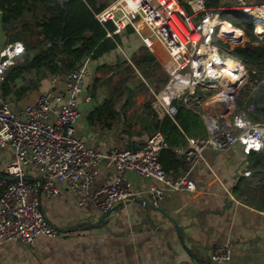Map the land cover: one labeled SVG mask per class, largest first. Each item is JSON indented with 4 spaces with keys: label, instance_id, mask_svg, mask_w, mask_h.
I'll list each match as a JSON object with an SVG mask.
<instances>
[{
    "label": "crops",
    "instance_id": "obj_1",
    "mask_svg": "<svg viewBox=\"0 0 264 264\" xmlns=\"http://www.w3.org/2000/svg\"><path fill=\"white\" fill-rule=\"evenodd\" d=\"M134 35L123 34L116 49L88 62L90 74L80 96L77 134L89 147L105 152L113 146L138 149L153 132L160 131L169 144L161 151L160 161L166 175L176 178L183 173L184 157L172 147H183L186 137L206 135L207 124L196 109L201 113L214 110L208 108L207 92L199 89L190 98L192 108L180 102L176 114L168 115L152 93L166 82L157 87L155 81L142 76L135 59L144 45ZM13 42L23 44L10 41L0 22V53ZM155 58L159 70L165 71ZM50 89L48 75L22 99L2 96L1 88L0 98L20 110ZM250 153L241 145L205 150V162L194 163L187 173L196 190H167L156 203L149 188L160 182L129 171L127 185L133 198L105 213L80 204L64 183H58L62 194L41 197V208L61 235H40L32 245L4 241L0 264H217L211 255L221 243L232 247L231 259L223 264H264V201L258 200L260 182L255 169L249 167ZM13 159L10 146L0 144V176ZM89 169L96 175L91 191L113 181L112 166L102 163ZM245 169L251 174L244 175ZM26 176L34 180L40 173L26 167Z\"/></svg>",
    "mask_w": 264,
    "mask_h": 264
},
{
    "label": "built area",
    "instance_id": "obj_2",
    "mask_svg": "<svg viewBox=\"0 0 264 264\" xmlns=\"http://www.w3.org/2000/svg\"><path fill=\"white\" fill-rule=\"evenodd\" d=\"M234 10L249 14L253 33L264 40V0H112L94 16L102 24L113 23L114 31L107 32L110 37L131 27L141 43L160 59L168 79L160 91L152 93L173 117L178 110L174 101L192 108L190 98L197 96L199 89L214 94L225 91L222 81L239 87L248 76L242 62L228 53V49L247 41L243 29L227 18L228 12ZM224 23L232 31H227ZM23 52L20 42L9 43L1 51L0 84L5 70ZM90 59L86 57L66 75H52V89L20 110L0 98V144L7 143L14 153V159L5 166V175L0 176V244L19 241L32 245L40 235H61L41 208V197L50 199L62 194L58 183H64L80 204L105 213L133 198L127 185L129 171L160 182V186L149 188L156 203L167 190H196L187 173L194 163L205 162V150L241 145L245 152H259L264 145V122H255L248 116L253 104L247 103L246 97L243 107L235 110L228 90L224 97L228 108L207 113L196 109L207 124V134L186 137L183 147H172L184 157L183 173L176 178L168 177L162 167L160 152L169 144L160 131L153 132L138 149L113 146L105 152L97 151L78 136L76 128ZM228 60L233 67H228ZM260 84H264V75L253 90ZM162 91L167 93V100L161 96ZM102 163L113 167V181L91 191L96 175L89 167ZM26 167L39 171L40 177L27 178ZM243 174L250 175L251 171L245 169ZM231 256V245L221 243L214 247L211 258L223 264Z\"/></svg>",
    "mask_w": 264,
    "mask_h": 264
},
{
    "label": "trees",
    "instance_id": "obj_3",
    "mask_svg": "<svg viewBox=\"0 0 264 264\" xmlns=\"http://www.w3.org/2000/svg\"><path fill=\"white\" fill-rule=\"evenodd\" d=\"M106 6V2L101 0H0L3 30L10 41L19 40L24 44L21 59L5 70L0 84L2 96L22 99L48 75H66L86 57L97 59L116 49L122 35L113 33L111 37L107 36V32L115 29L113 23L102 24L94 16ZM228 13V20L242 28L247 37L243 45L228 49V53L242 62L248 70V77L256 83L264 75V40L253 33L249 14L242 10ZM125 32L127 35L135 34L131 27H126ZM135 63L142 76L155 81L157 87L167 81L168 75L157 72L160 64L145 46L140 49ZM124 88L128 90L126 86ZM243 93L239 95L245 96L239 101L241 108L248 97L247 103L253 104L249 118L264 122V84ZM108 102L112 104V100L108 99ZM174 103L180 107V101ZM166 120L173 124L170 118ZM249 167L254 168L255 176L259 177L258 200L264 201V145L259 152L249 154Z\"/></svg>",
    "mask_w": 264,
    "mask_h": 264
},
{
    "label": "bare ground",
    "instance_id": "obj_4",
    "mask_svg": "<svg viewBox=\"0 0 264 264\" xmlns=\"http://www.w3.org/2000/svg\"><path fill=\"white\" fill-rule=\"evenodd\" d=\"M224 28L227 29V31H232V27H230L227 23H224ZM227 64L229 68L234 66L233 62H231L230 60H228ZM230 84H231L230 82L222 81V86L225 89V91H222L221 89L215 92L213 96L210 98V100L208 101V103L210 104L208 108L211 107V110H214V111H222L223 108H228L227 100L224 97L228 96L227 95L228 90H230L229 92L233 91L232 87L229 86ZM161 96L164 97L166 100L168 99L167 93L165 91L161 92Z\"/></svg>",
    "mask_w": 264,
    "mask_h": 264
},
{
    "label": "rangeland",
    "instance_id": "obj_5",
    "mask_svg": "<svg viewBox=\"0 0 264 264\" xmlns=\"http://www.w3.org/2000/svg\"><path fill=\"white\" fill-rule=\"evenodd\" d=\"M101 1H105L106 4H109L112 0H101ZM125 29V28H124ZM121 31V30H120ZM119 31V32H120ZM118 32V33H119ZM121 35L123 34H126L125 30H122L121 32ZM131 35H134V34H131ZM136 36V33L134 35V37ZM160 71L162 72H165L164 70H157V72L159 73ZM152 84V83H151ZM256 83H254V80L250 79L248 76L246 77V79H244V81H242V83L240 84L239 87H232L233 91L232 92H229V94L233 95V99H234V109L235 110H238L241 108V104L239 101H241L245 96L242 95L241 97H239V95L242 93L244 94L243 92H247V91H251L253 89V87L255 86ZM154 86V84L152 85ZM158 92V91H156ZM207 96H208V99L209 97L211 98L213 96V92H207ZM215 96V95H214ZM210 100V99H209ZM229 118V117H228Z\"/></svg>",
    "mask_w": 264,
    "mask_h": 264
},
{
    "label": "water",
    "instance_id": "obj_6",
    "mask_svg": "<svg viewBox=\"0 0 264 264\" xmlns=\"http://www.w3.org/2000/svg\"><path fill=\"white\" fill-rule=\"evenodd\" d=\"M156 208H158V209H160V210H162L161 209V207H156ZM164 212V211H163ZM165 213V212H164ZM166 214V213H165ZM169 217V216H168ZM170 218V217H169ZM172 219V218H171ZM175 223H176V221L174 220V219H172Z\"/></svg>",
    "mask_w": 264,
    "mask_h": 264
}]
</instances>
